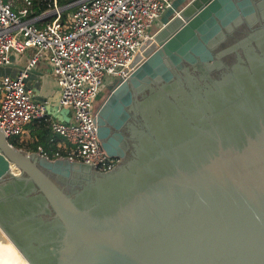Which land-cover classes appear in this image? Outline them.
Returning a JSON list of instances; mask_svg holds the SVG:
<instances>
[{"label": "water", "instance_id": "obj_1", "mask_svg": "<svg viewBox=\"0 0 264 264\" xmlns=\"http://www.w3.org/2000/svg\"><path fill=\"white\" fill-rule=\"evenodd\" d=\"M253 2L263 13L264 0H189L162 18L96 110L101 145L122 160L111 169L25 151L0 128V228L29 264H264V64L250 72L238 55L209 72ZM182 58L201 65L203 91ZM133 98L142 128L125 156L105 123L121 126Z\"/></svg>", "mask_w": 264, "mask_h": 264}, {"label": "built area", "instance_id": "obj_2", "mask_svg": "<svg viewBox=\"0 0 264 264\" xmlns=\"http://www.w3.org/2000/svg\"><path fill=\"white\" fill-rule=\"evenodd\" d=\"M15 9L0 0V65L12 52L32 49L26 66L16 75L0 76V128L10 140L20 136L25 124L48 117L51 130L68 147L67 156L103 172L118 164L97 135L95 100L103 84L124 80L141 44L158 30L154 22L177 10L172 0H77L71 10L53 0L36 12L31 0ZM169 16V14L167 15ZM45 60L59 88L57 111L50 102L36 98L26 85L32 68Z\"/></svg>", "mask_w": 264, "mask_h": 264}, {"label": "flooded vegetation", "instance_id": "obj_3", "mask_svg": "<svg viewBox=\"0 0 264 264\" xmlns=\"http://www.w3.org/2000/svg\"><path fill=\"white\" fill-rule=\"evenodd\" d=\"M253 3L254 12H251V15L247 14V16H242L243 21L239 25H237L231 32H226L225 38L218 42L213 48L214 54L217 53L216 57H220L222 59L223 65H220L218 67L214 66L209 71L211 76L218 78L223 76L226 72L232 71V66L239 61L238 55L241 56V60L239 61V63L245 66L246 69L250 72L251 64L253 62L260 65L264 64L261 63V61H264V54L259 48L260 42L258 40L261 39V41L264 42V12L262 13L261 10L258 9L256 2ZM162 20H156L154 22V28H157V25H159ZM258 28H262L263 32L258 31ZM181 63L187 67L190 74L196 76L199 79V82L202 84L201 88L203 91V89L207 87L205 81H208V79H205L202 76L203 72L201 69V65L196 62L190 63L189 61L183 58L181 59ZM171 68L174 73V77L176 76V74H179L183 79L185 87L188 90L192 91V84L187 78H185V72L182 69L177 68L175 64H172ZM141 83L142 88L149 89L152 93H156L159 91L157 87L158 85L155 83L154 80L150 82L143 80ZM108 84L109 82H106L104 84V88H101L98 93V96L95 100V111L110 92L109 88H107ZM105 90L107 92L104 95L103 92ZM134 99L135 98H133L130 103L126 104V109H128V116L123 120L121 126L115 127L109 122L105 123L106 125L110 126L109 135H112L116 131H120L123 134L124 138L128 141L129 145L128 148H126L125 150V156H127L132 150V135H135L134 127L136 126L138 129L142 128L139 121L134 119L135 114H137V102ZM113 114L114 116H117L115 112H113ZM118 160V163L122 161L120 159Z\"/></svg>", "mask_w": 264, "mask_h": 264}, {"label": "crops", "instance_id": "obj_4", "mask_svg": "<svg viewBox=\"0 0 264 264\" xmlns=\"http://www.w3.org/2000/svg\"><path fill=\"white\" fill-rule=\"evenodd\" d=\"M173 1L174 0H172V2ZM10 3L15 9H18L25 4V2H19L18 0H13ZM31 52L32 49L30 48L20 53L12 52L10 54V62L6 65H0V76L4 74L10 76L16 75L26 66ZM26 85L31 89L32 94L36 98L48 99L53 116L60 118L64 116V111L58 112L56 110L55 104L59 96V88L51 72L50 66L45 60H40L37 66L31 69L26 79ZM43 118L25 124L22 134L14 138V141L17 144L16 146L28 152L39 151L47 156L48 154L56 153L59 149L68 152V147L66 146L64 139H61L60 135L54 133L50 128L48 132L45 131L46 127L41 121ZM45 118L49 120L47 116ZM35 146H37V149H32V147Z\"/></svg>", "mask_w": 264, "mask_h": 264}, {"label": "bare ground", "instance_id": "obj_5", "mask_svg": "<svg viewBox=\"0 0 264 264\" xmlns=\"http://www.w3.org/2000/svg\"><path fill=\"white\" fill-rule=\"evenodd\" d=\"M12 170L17 169L12 165ZM0 264H29L0 228Z\"/></svg>", "mask_w": 264, "mask_h": 264}, {"label": "trees", "instance_id": "obj_6", "mask_svg": "<svg viewBox=\"0 0 264 264\" xmlns=\"http://www.w3.org/2000/svg\"><path fill=\"white\" fill-rule=\"evenodd\" d=\"M4 1H8V0H4ZM75 1H77V0H56V3L59 6H65V7L67 6L64 13H63V16L66 15V12L68 10H71L73 8V5L72 6H69V5ZM31 2H33L32 6L35 9V11L40 12V11L48 8L49 6H52L53 0H31ZM44 118L41 119V121L43 122V125H45V127H46V128L44 127L45 131L48 132L49 128H50L49 120H47L46 118L44 119ZM50 130H51V128H50ZM61 139H62V137H61ZM10 142H12L14 145H17L13 138L10 139ZM32 149H37V146L32 147ZM62 155H67V152L63 149H59L56 153L48 154L49 158H55V157L62 156Z\"/></svg>", "mask_w": 264, "mask_h": 264}, {"label": "rangeland", "instance_id": "obj_7", "mask_svg": "<svg viewBox=\"0 0 264 264\" xmlns=\"http://www.w3.org/2000/svg\"><path fill=\"white\" fill-rule=\"evenodd\" d=\"M10 2H12L13 0H9ZM19 2L20 1H23V0H18ZM187 1H189V0H174L173 1V6L174 7H176V6H178V7H181L183 4H185V3H187ZM171 13V10H169L168 11V13H167V15L168 14H170ZM166 15V16H167ZM159 20H162V18H160ZM101 88H104V84L102 85V87ZM107 91L105 90L104 92H103V94L105 95V93H106ZM96 103V102H95ZM55 107H57V102H56V104H55ZM57 110V109H56ZM62 111H64V116L62 117V118H60V117H57L58 119H66L67 117H68V111L67 110H62Z\"/></svg>", "mask_w": 264, "mask_h": 264}]
</instances>
